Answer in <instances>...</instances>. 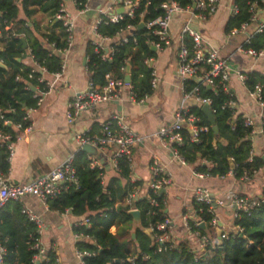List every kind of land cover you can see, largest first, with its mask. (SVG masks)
Masks as SVG:
<instances>
[{
  "label": "trees",
  "instance_id": "trees-1",
  "mask_svg": "<svg viewBox=\"0 0 264 264\" xmlns=\"http://www.w3.org/2000/svg\"><path fill=\"white\" fill-rule=\"evenodd\" d=\"M75 1L79 8L87 3V0ZM162 1L140 0L132 17L124 14L123 19L117 23L99 25V32L113 39L127 24L135 25L136 30L132 35H127L126 42L116 39L110 44L113 50L110 59H102L101 54L106 51L96 52L90 41H87V70L95 84L104 85L106 75L123 80L129 67V84L137 98L151 94L152 68L145 60L153 57L155 52L146 41L147 31L141 23L162 14L159 8ZM178 1L182 5L186 3L185 0ZM247 1L234 0L238 13L226 21L225 33L249 21ZM36 4L41 5V10L48 12L52 17L58 9L59 0H21L23 12L27 17L36 12V9L31 7ZM18 10L16 0H0V131L10 134V141L30 125L29 117L24 119L25 110L35 106L34 94L45 90L44 83L37 80L40 72L31 74V66L23 63L26 52L49 73L59 71L62 64L60 56L51 52L42 41L36 37H27L25 32L28 26L24 20L17 19ZM14 22L22 24L17 31L7 28ZM50 23L57 31H48L43 34V38L48 45L54 43L56 48H64L66 32L60 22L54 21L53 18ZM22 33L26 37L23 38ZM24 39L27 46H24ZM185 42L189 44L188 39ZM243 46L255 50L262 49L264 30L254 33ZM248 76V89H252L256 83H261L264 96V75L250 72ZM183 86L187 91L198 87L201 96L211 99L210 110L218 127V133L215 134L201 106H193L188 110L189 114L198 117L197 124L206 127V131L200 132L199 141L195 142L190 140L191 133L187 126H183L180 131L183 143L177 148L185 162L196 163L197 171L208 172L212 176H224L232 170L237 179L244 174L251 179L255 172L264 166V160L257 155L249 160L252 140L248 135L252 127L245 125L243 116L235 115L233 107L221 108L228 99L234 97L224 91H216L194 78L185 80ZM6 119L11 123L5 125ZM18 123L21 128L15 130L14 124ZM100 131L101 126L97 133ZM7 156V144L4 143L0 145V170L4 173L9 166ZM204 160L208 165L203 163ZM72 166L78 177L77 186L71 185L67 191L49 198L48 208L60 212L69 210L74 216L89 219L88 226L73 227L75 233L87 235L91 240L82 239L76 243L78 249L93 253L84 258L85 264H264V202L249 214H241L235 219V225L242 228L240 234L222 239L219 244L209 246L201 254L193 253L189 241L183 238L177 239L172 249L159 251L153 242L152 233L146 229L166 215L165 194L153 193L151 189L144 188L139 180L131 183L130 162L125 156L118 159L120 170L112 175L106 184L101 182L100 170L90 167L85 151L79 149L74 154ZM134 185L146 189V195L139 196L135 201V207L140 212L138 223L134 222L129 205L124 203ZM146 196L154 197L158 202L157 206L151 205ZM21 209L18 201H7L0 208V239L6 248L5 264H30V237L35 233L36 226L22 214ZM184 212L190 214L188 224L192 230L206 233L202 228L194 226L195 218L206 222L209 220L210 214L207 213L206 206L192 201L191 209ZM111 227H114V232L110 230ZM40 264H59L55 251L47 250Z\"/></svg>",
  "mask_w": 264,
  "mask_h": 264
},
{
  "label": "crops",
  "instance_id": "crops-1",
  "mask_svg": "<svg viewBox=\"0 0 264 264\" xmlns=\"http://www.w3.org/2000/svg\"><path fill=\"white\" fill-rule=\"evenodd\" d=\"M64 1L66 8L75 16L73 42L67 52L57 53L65 61L66 69L62 78L56 81L45 95L42 105L29 115L28 131H21V138L14 142L13 155L9 158L8 170L4 173L8 182L30 181L63 163L68 157H73L81 149L75 142L76 133L98 135L101 124L111 115L118 114L142 137L141 142L131 152L130 178L142 181L145 188L150 180L149 167L153 157L165 165L171 174L172 182L165 192V213L174 222L176 239H187L190 246L196 242V237L184 226L181 216L184 210L191 209L193 190L197 186L208 187L214 197H223L230 191H237L246 196L264 195V166L248 181H241L231 174H226L222 178L201 179L196 176V163H181L175 159L171 155L169 145L155 135L159 127L173 122L174 113L181 106L184 105L183 108L188 110L193 106H201L202 109L203 104L198 103L193 97L182 103L184 82L177 73V49L180 44L179 32L185 22L201 34L206 45L216 48L219 55L226 59L231 70L228 90L234 97L235 115L251 118L257 131L264 124V106L249 95L248 87L237 76V71L258 72L264 75V55L256 58L245 55L238 50L243 43V35H229L224 32L234 0H219L217 11L206 19H196L188 13H177L173 16L169 27L171 44L160 50L151 46L155 54L147 65L152 68L157 84L155 88H151V94L142 102L131 101L128 98V89H123L119 99L83 113L73 123H68L65 118L67 103L78 91L86 87L90 78L87 70V41L92 38L91 28L98 18V9L107 8L112 0H87L83 13H79L71 0ZM16 3L19 9L17 19L24 20L28 26L25 32L27 37L29 39L36 37L55 53L43 38L44 33L57 31L51 26L52 17L49 13L42 11L41 5L36 4L31 6L36 12L27 17L23 12L21 0H16ZM114 10L120 9L115 7ZM263 18L264 11L259 14V20ZM21 26L20 22H14L7 28L17 31ZM26 35L21 34L23 38ZM24 41V46H27L26 39ZM22 61L29 66L33 64L28 52ZM44 77L51 79L48 72L44 73ZM252 148L254 155L264 160L263 135L258 133L254 136ZM87 154L90 162L91 157L95 156ZM101 154L102 161L95 158L104 167L103 184H106L117 172L112 168L109 153ZM18 203L39 217L42 245L47 250L55 251L59 264H80L75 254L77 240L73 227L82 219L81 217L72 215L70 211L47 209L34 196H25ZM216 216L220 227L218 231L225 229L232 231L234 218L230 207H219ZM110 230L114 232V227Z\"/></svg>",
  "mask_w": 264,
  "mask_h": 264
},
{
  "label": "built area",
  "instance_id": "built-area-1",
  "mask_svg": "<svg viewBox=\"0 0 264 264\" xmlns=\"http://www.w3.org/2000/svg\"><path fill=\"white\" fill-rule=\"evenodd\" d=\"M79 13H83L86 9L87 3L79 8L75 0H71ZM186 3L182 5L178 0H163L159 8L162 10V14L153 19L146 20L141 23L147 31V43L157 50L164 48L171 44L170 36V22L173 16L177 13H188L190 16L196 19H206L213 15L220 4L219 0H185ZM140 0H112L111 4L103 9H98V18L91 28L92 38L89 40L96 52L105 53L101 54L102 59H110L113 50L111 43L118 39L126 42L127 35H132L136 30V26L133 24H127L113 39L108 35H102L98 27L100 24L117 23L121 21L124 14L132 17L135 9H137ZM248 10L250 12V19L248 22H243L238 28H233L229 31V35L245 34L246 38L243 40L242 45L238 47V50L250 57H259L264 55V47L260 50L253 48H245L244 43L249 42L251 36L256 32H262L264 30V18L259 20V14L264 11V0H248ZM115 7L119 8V11H115ZM238 13V6L233 2L231 8V16ZM54 21L60 22L63 30L66 32V46L64 48H56L54 43H50L49 46L54 49L57 54L65 53L71 46L74 38L75 16L69 12L65 6L64 0H59L58 9L52 16ZM189 21V20H188ZM250 22H256L257 27L254 31L249 30ZM188 39L189 44L185 42ZM179 47L177 49V73L182 82L187 79L200 77L201 81L216 91H224L225 93L232 95L228 90V81L230 79V67L226 59L220 57L218 50L211 45H206L202 39L201 34L193 29L188 22H185L179 32ZM109 52V53H108ZM57 54V55H58ZM33 64L31 66L30 73L35 71L40 72V77L37 78L39 82L44 83L45 90L37 91L34 94L36 98L35 106L27 108L25 110L26 116L38 109L44 100L45 95L54 86V83L60 80L66 69L65 61L62 60V64L59 71L50 73L51 79H46L44 73L48 72L44 67L39 66L30 54ZM151 58H147L145 63H148ZM49 73V72H48ZM30 74V76H31ZM151 88H155L157 80L154 76V72H151ZM238 79L246 84L249 76L246 72L237 71ZM19 77H17L18 79ZM27 88V86H26ZM36 88H34L35 90ZM123 89H128V98L134 102H142L144 98H137L136 93L132 90L129 82L125 79H116L112 76L106 75V83L102 86L95 84V82L89 78L86 87L78 91L67 103L65 118L68 123H73L83 113L93 111L99 105L108 103L110 101L119 99ZM36 91V90H35ZM249 95L255 99L260 105L264 106L263 85L256 83L252 89H249ZM182 103L184 104L188 98L193 97L200 104H207L210 107L211 99L199 94V88L194 87L187 91L183 89ZM234 98L228 99L221 108L226 106L233 107ZM184 106V105H183ZM181 106L174 113L173 122L168 125L159 127L155 135L162 139L169 145L171 155L180 161L186 163L185 159L178 152L179 146L183 143V137L181 129L184 125L187 126L191 133V141H199L200 132L206 131V127L197 124L198 117L188 113V109ZM1 117H3L1 115ZM244 118V123L247 126H251L249 132V138L252 140L258 133L264 136V124H262L260 130H256L253 127V121L249 117ZM10 120L6 119L4 124H10ZM16 129L21 128V124H14ZM30 125L25 127L22 131H28ZM21 135L18 134L13 141L12 136L8 133L0 131V145L7 144L8 156L7 160L13 155L14 142L18 141ZM142 140V137L138 135L130 125L124 120V118L118 114H113L109 119L101 124V131L98 135H91L90 133H76L75 142L79 147L84 144H90L96 146L100 152H108L110 156V163L112 168L119 172L118 159L125 156L130 162L132 149L137 146ZM254 155L253 148L251 147L249 152V160ZM72 158L68 157L63 163L59 164L55 168L49 170L47 173L38 176L30 181L23 183H10L5 177V174L0 170V208L7 201H19L25 196H34L38 198L40 203L47 209L48 199L58 196L60 193L67 191L69 186L78 184V177L75 174L74 167L72 166ZM150 180L145 188L151 189L153 193H162L161 190H165L172 182L171 174L166 169L165 165L160 163L157 158L153 157L150 161ZM208 165L207 161H203ZM91 168H97L100 170L101 182L103 183L104 167L98 161L97 158L91 157L89 162ZM227 174L234 175L232 170ZM196 176L204 179L211 177L222 178L224 176H212L208 172L196 171ZM241 181H248L250 178L247 174L238 178ZM129 181L134 183L137 180L130 178ZM165 192L163 194H165ZM146 195V189L140 186H132L129 194L125 198L124 203L129 205V211L138 210L135 207V201L139 196ZM150 204L157 206L158 202L154 197L146 196ZM192 201L204 205L207 207V213L210 214L209 220L203 221L199 218L194 219V226L200 228V223L204 222L206 225V233H202L200 230H192L188 224L190 214L183 212L181 219L184 226L189 229L196 237V242L193 246H190V250L193 253L201 254L206 251L209 246L217 245L222 239L228 238L230 235H237L242 232V228L239 225H235L232 231L225 232L219 230L217 219V210L219 207H230L233 211V218H239L241 214H249L255 208L259 207L264 202V195H252L246 196L237 191H230L223 197H214L210 189L206 186H197L193 190ZM165 204V201H164ZM69 211V210H66ZM31 222L36 226V231L30 237L29 249L32 250V256L30 258V264H40L47 251L41 242V221L38 216L32 213L26 208L21 209ZM89 225V219L83 217L76 222L74 226ZM147 232H151L153 236V242L157 245V249L168 248L172 249L176 243L174 236V222L167 215L162 217L154 225L149 226L146 229ZM75 239L90 240L87 235L82 233H75ZM6 254V248L0 239V264H5L4 257ZM76 257L80 264H85L84 258L92 255L93 253L88 250L78 249L75 250Z\"/></svg>",
  "mask_w": 264,
  "mask_h": 264
},
{
  "label": "water",
  "instance_id": "water-1",
  "mask_svg": "<svg viewBox=\"0 0 264 264\" xmlns=\"http://www.w3.org/2000/svg\"><path fill=\"white\" fill-rule=\"evenodd\" d=\"M129 71V67H127V72ZM196 79L197 81H200L201 79H198V78H194ZM125 81L129 82L130 81V78H129V75L128 73L126 74L125 76ZM202 111L207 115L211 125H212V130L215 134L218 133V127L216 126L215 122H214V117H213V114L209 108V106L207 104H203L202 105ZM217 138H219V136H217ZM81 149L87 153H90L91 155L99 158L101 161L103 160L102 158V154L101 152L99 151V149L96 147V146H93V145H90V144H84L82 145ZM162 193L165 192V190H161ZM130 214L133 216V219H134V222L135 223H138L139 220H140V212L138 210H134V211H130ZM200 228H202L203 230H206V225L204 222L200 223ZM134 236V235H133Z\"/></svg>",
  "mask_w": 264,
  "mask_h": 264
},
{
  "label": "rangeland",
  "instance_id": "rangeland-1",
  "mask_svg": "<svg viewBox=\"0 0 264 264\" xmlns=\"http://www.w3.org/2000/svg\"><path fill=\"white\" fill-rule=\"evenodd\" d=\"M256 27H257V23H256V22H250L248 28H249V30L254 31V29H256ZM242 35H243V38L245 39V38H246V35H245V34H242ZM220 57H221V56H220ZM234 221H235V219L233 220V225L235 226ZM224 231H225V232H229L228 229H225Z\"/></svg>",
  "mask_w": 264,
  "mask_h": 264
}]
</instances>
